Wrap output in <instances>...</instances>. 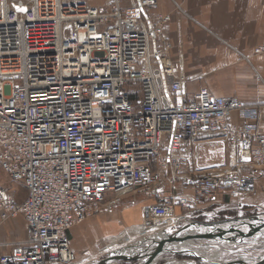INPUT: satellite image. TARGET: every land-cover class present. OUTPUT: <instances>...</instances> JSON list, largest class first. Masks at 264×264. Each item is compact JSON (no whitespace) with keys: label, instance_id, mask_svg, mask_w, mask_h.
Masks as SVG:
<instances>
[{"label":"built area","instance_id":"2783aa9c","mask_svg":"<svg viewBox=\"0 0 264 264\" xmlns=\"http://www.w3.org/2000/svg\"><path fill=\"white\" fill-rule=\"evenodd\" d=\"M95 1L0 0V169L27 191L20 202L0 188L2 221L27 224L0 264H76L70 231L105 208L182 182L193 195L150 207L160 227L179 208L185 219L218 195L254 192L244 170L264 169L261 106L189 93L188 76L166 59L172 19L158 0ZM254 55L264 58V36ZM214 138L233 150L223 173L196 164Z\"/></svg>","mask_w":264,"mask_h":264},{"label":"crops","instance_id":"0c3cea01","mask_svg":"<svg viewBox=\"0 0 264 264\" xmlns=\"http://www.w3.org/2000/svg\"><path fill=\"white\" fill-rule=\"evenodd\" d=\"M108 1L111 0H96L95 3L103 5ZM120 3L123 9L130 7L128 0H120ZM158 4V14L170 15L172 19L164 34L167 43L166 59L177 63L181 72L188 76L189 93L207 89L216 96H232L241 99L247 105H260L258 127L264 132V87L256 80L257 72L264 78V58L254 55L255 47L261 44L264 36V0H158ZM216 144L224 145L225 155L213 150ZM232 157L233 150L226 140L214 138L200 144L196 164L200 169H219L220 173H223L233 168ZM4 173L9 178V183L0 184V188L16 189L18 200L23 202L27 196L26 188L21 184L26 192L25 197L21 199L18 188L13 187L15 182L6 172ZM244 173L255 179L254 192L218 195L209 202L195 205L185 219H182L184 214L179 208L176 219L167 221L160 227L153 223L151 205L163 202L173 195L191 196L193 192L190 189L182 185L174 193L165 185L151 195L128 197L116 207L105 208L100 216L84 222L85 226L79 230L77 227L73 228L70 231L71 248L74 254H78L80 252L77 246L78 236L94 231L98 263L110 254L109 252L99 258L101 246L106 245L108 240L116 241L123 234H138L149 228H154L148 232L150 234H157L162 229L174 233L175 230L195 222L204 225L227 223L241 217L242 212L239 209L242 207L244 217L258 214L264 217V169L245 168ZM222 215L226 217L216 218ZM209 231L207 228H200L197 231L193 229L191 233ZM26 238L27 224L22 216L4 222L0 215V258L9 254L15 245ZM260 240L264 241V237H259L255 241L248 240V244L245 243L244 246L221 244L224 251L221 263L232 260L230 257L232 254L258 247ZM140 241H133L130 247L138 245ZM209 244L206 242L207 246ZM182 247L192 249L190 246ZM209 248L206 247L205 250ZM180 255L184 256L183 260L176 259ZM180 255L165 254L162 261L166 264L170 259H175L172 263L181 264L182 261L193 258L191 254ZM256 257L258 256H252ZM213 258L217 259L215 256Z\"/></svg>","mask_w":264,"mask_h":264},{"label":"water","instance_id":"95a60500","mask_svg":"<svg viewBox=\"0 0 264 264\" xmlns=\"http://www.w3.org/2000/svg\"><path fill=\"white\" fill-rule=\"evenodd\" d=\"M207 228L209 232H195L191 233L194 229ZM161 235H163L161 237ZM259 237H264V217L261 215H255L250 217H239L227 223L204 225L202 223H190L180 228L174 234H169L167 230H163L162 233L148 237L138 246L127 247L120 249L116 252H112L102 261L96 264H122V262H137L138 264H158L162 257L166 255L178 256L181 253L191 254L195 260H200L203 264H264V255H260L259 258L249 260L252 258H246L244 255L237 259L228 261L227 263H221L212 258H206L200 256L197 250L206 249L207 251L214 248L218 253L222 254L221 244H231L240 246L245 243L248 244V240L255 241ZM209 242V246L206 245ZM183 246H190L193 249L184 248ZM137 248L133 253H129L133 248ZM206 251V250H205ZM216 251V252H217ZM223 255V254H222ZM220 255V256H222ZM174 261H167L166 264H174ZM195 261H183L181 264H195Z\"/></svg>","mask_w":264,"mask_h":264},{"label":"rangeland","instance_id":"374dc122","mask_svg":"<svg viewBox=\"0 0 264 264\" xmlns=\"http://www.w3.org/2000/svg\"><path fill=\"white\" fill-rule=\"evenodd\" d=\"M211 146V145H210ZM215 148V149H214ZM213 150H215L217 153H220L222 155H225V149H224V145L222 144H216L213 146ZM223 166V165H221ZM9 178H7L6 174L3 172V171H0V184H5L7 185L9 183ZM177 188L181 187L182 186V182H178L177 184ZM17 187L18 188V194H19V197H25L26 195V192H25V189L21 186L20 183H15L13 187ZM22 199V198H21ZM242 213H241V218L242 216L244 217L243 215V207L239 209ZM227 216V214H226ZM226 216H217L216 218H223V217H226ZM98 217V216H96ZM96 217H92L90 219L87 220L90 221ZM250 217V216H248ZM86 222V223H87ZM86 223H82L81 225L79 226H76L77 229L79 230V228H82L85 226ZM154 230V228H149L148 230H144L143 232H140L138 234H133V235H127V234H123L119 239H117L116 241L114 240H108V243L106 245H103L101 246L102 248V252L101 254L99 255V258H102V256H106L109 252L110 254L112 252H116L120 249H124V248H127V247H130L132 246V242L133 241H143L144 237H146L148 234L150 235V231ZM145 233H147L145 235ZM82 236V237H81ZM81 236H78V242H77V246H78V250L80 251L78 254L75 255V263L76 264H96L97 263V257H96V241H95V232L94 231H90L88 234L86 235H81ZM141 238V239H140ZM140 241V242H141ZM253 241V240H252ZM252 245V244H251ZM244 246V244L242 245ZM199 251L196 249V252ZM217 251L216 248L210 250V251H205V249H202V251L200 250L199 252L201 253H198L200 254V256H204L206 258H212V257H216L218 258V262H221L223 261V255L220 256V257H217V255H215L214 253ZM245 256L246 258H252L253 255H257L258 257L256 258H252V259H249V260H253V259H257L259 258L260 255H264V241L260 240L258 242V247H254L253 249H250V250H243L239 253H235V254H232L230 257H232L233 259H237L239 258L240 256ZM229 257V256H228ZM177 260H183L184 257H181V255L176 258ZM195 258L193 257L192 259H189L190 261H195L196 263L195 264H203L200 260H194ZM228 259V258H227ZM232 259V260H233ZM189 260H185V261H189ZM100 262V261H99ZM98 262V263H99ZM122 264H127V262H122ZM158 264H165V261H160Z\"/></svg>","mask_w":264,"mask_h":264},{"label":"bare ground","instance_id":"6f19581e","mask_svg":"<svg viewBox=\"0 0 264 264\" xmlns=\"http://www.w3.org/2000/svg\"><path fill=\"white\" fill-rule=\"evenodd\" d=\"M162 236H163V235H161V237H162ZM142 242L144 243V240L141 241V242H139L138 245L141 244ZM138 245H134V246H138ZM190 247H191V245H190ZM197 252H198V251H197ZM214 252H215V251H214ZM223 252H224V251H223ZM223 252H222V253H223ZM215 254L217 255V257H220V255H222V254L218 253V251L215 252ZM217 259H218V258H217ZM213 260H215V259L213 258ZM253 260H254V259H253Z\"/></svg>","mask_w":264,"mask_h":264},{"label":"trees","instance_id":"16d2710c","mask_svg":"<svg viewBox=\"0 0 264 264\" xmlns=\"http://www.w3.org/2000/svg\"><path fill=\"white\" fill-rule=\"evenodd\" d=\"M181 257H184L183 255H181Z\"/></svg>","mask_w":264,"mask_h":264}]
</instances>
